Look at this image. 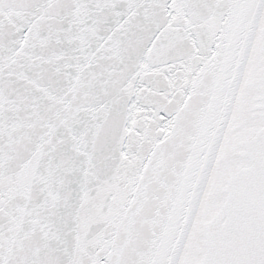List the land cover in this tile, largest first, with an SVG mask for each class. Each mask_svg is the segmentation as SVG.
Segmentation results:
<instances>
[{"label": "snow or ice", "instance_id": "snow-or-ice-1", "mask_svg": "<svg viewBox=\"0 0 264 264\" xmlns=\"http://www.w3.org/2000/svg\"><path fill=\"white\" fill-rule=\"evenodd\" d=\"M0 264H264V0H0Z\"/></svg>", "mask_w": 264, "mask_h": 264}]
</instances>
